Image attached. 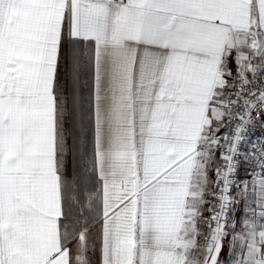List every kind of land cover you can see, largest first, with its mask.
Segmentation results:
<instances>
[{"label":"snow or ice","instance_id":"snow-or-ice-1","mask_svg":"<svg viewBox=\"0 0 264 264\" xmlns=\"http://www.w3.org/2000/svg\"><path fill=\"white\" fill-rule=\"evenodd\" d=\"M0 264H264V0H0Z\"/></svg>","mask_w":264,"mask_h":264},{"label":"built area","instance_id":"built-area-1","mask_svg":"<svg viewBox=\"0 0 264 264\" xmlns=\"http://www.w3.org/2000/svg\"><path fill=\"white\" fill-rule=\"evenodd\" d=\"M261 134H262V131L258 128V129L256 130L255 135H261Z\"/></svg>","mask_w":264,"mask_h":264}]
</instances>
